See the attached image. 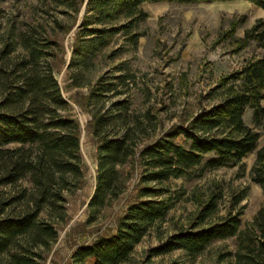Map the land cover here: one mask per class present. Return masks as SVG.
<instances>
[{
    "label": "trees",
    "instance_id": "trees-1",
    "mask_svg": "<svg viewBox=\"0 0 264 264\" xmlns=\"http://www.w3.org/2000/svg\"><path fill=\"white\" fill-rule=\"evenodd\" d=\"M53 1L68 7L78 4L76 0ZM234 1H245L264 11V0H88L68 69L74 87L90 89L86 105L98 143L89 222H96L102 211L125 193L133 173L125 174L124 167L136 164L141 171L140 186L138 200L119 219L116 232L79 246L68 264L128 262L137 245L166 220L173 207L170 189L164 184L190 177L199 167L198 177L205 171L239 165L257 151L251 179L264 192V148L258 149L264 120V20L246 31L242 45L254 41L262 56L221 80L222 99L201 110L187 125L174 127L149 143H145L152 127L149 118H133L129 100L119 99L126 92L118 88L133 82L132 77H101L94 85L83 79L96 55L117 35H129L147 19L143 4ZM139 37L131 33L130 41L137 44ZM19 42L25 50L22 57L9 59L17 50L15 44L5 45L3 50L6 70L0 86V188L18 186L20 192L0 209V264H42L43 254L59 237L55 222L67 218L66 194L83 184L81 128L76 119L66 115L69 104L49 59L53 44L26 33L20 34ZM107 101L110 105L106 109ZM247 109L252 111L254 127L245 122ZM178 137L184 142H177ZM23 182L30 188L20 185ZM214 208L209 203L201 214L206 218ZM241 215L180 230L152 248L150 257L180 251L194 258L215 241L235 238L232 264H264V208L243 230Z\"/></svg>",
    "mask_w": 264,
    "mask_h": 264
},
{
    "label": "rangeland",
    "instance_id": "rangeland-1",
    "mask_svg": "<svg viewBox=\"0 0 264 264\" xmlns=\"http://www.w3.org/2000/svg\"><path fill=\"white\" fill-rule=\"evenodd\" d=\"M87 2L76 0L77 6L68 7L53 0H0V86L1 74L6 70L5 45H16L17 50L9 56L14 59L25 54L19 42L22 33L52 43L53 55L49 59L69 104L66 115L76 119L81 128L83 184L66 194L67 218L55 222L59 237L43 254L42 264H68L79 246L114 234L119 219L138 200L141 171L136 164H130L123 168L125 174L133 173L125 193L110 203L96 222H89L88 203L96 186L98 143L90 128L92 117L86 105L90 89L74 87L68 69ZM141 8L148 17L131 32L139 34L138 43L130 41L131 33L117 35L108 48L96 55L83 79L94 85L101 77H132L133 82L118 88L126 92L119 99L129 100L133 118H149L152 127L145 139L149 143L174 127L187 125L201 110L218 103L224 93L221 80L262 56L263 51L254 41L242 45L246 31L264 20V11L245 1L145 3ZM245 122L254 127L250 109ZM260 132L258 149L264 148V120ZM176 141L183 143L184 139L178 137ZM256 156L257 151L239 165L205 171L200 177L199 167L190 177L165 183L170 189L171 211L164 222L149 231L124 264H232L237 249L235 238L215 241L194 258L180 251L150 257V250L180 230L200 222L204 226L217 223L229 215L241 213V229L249 227L264 208V192L251 179ZM20 185L30 188L28 182ZM17 192L18 186L1 187L0 209ZM209 203L215 208L204 218L201 213Z\"/></svg>",
    "mask_w": 264,
    "mask_h": 264
}]
</instances>
